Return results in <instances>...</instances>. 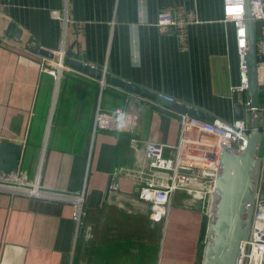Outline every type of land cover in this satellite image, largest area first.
Masks as SVG:
<instances>
[{"label": "crops", "instance_id": "crops-1", "mask_svg": "<svg viewBox=\"0 0 264 264\" xmlns=\"http://www.w3.org/2000/svg\"><path fill=\"white\" fill-rule=\"evenodd\" d=\"M175 5L195 10L201 20L189 26L186 49L174 32L156 26L159 12ZM66 8L70 20L85 24L81 35L72 22L65 28L52 15ZM262 27L258 22L259 39ZM63 44L111 85L101 89L97 79L70 68L58 84L42 70L40 48ZM239 63L235 25L224 20L223 0H0V141L23 146L18 182L32 187L0 188V264H73L77 252L80 264H124L134 244H143L137 233L160 243L159 264H196L202 206L184 204L177 191L167 217L155 221L150 203L138 197L152 176L140 147L149 140L177 145L179 120L111 79L194 102L213 120L233 121ZM99 104L137 114L134 131L93 134ZM260 125L264 157V111ZM81 192L85 229H77L74 219V195ZM89 227L91 242L76 251L79 234L88 240Z\"/></svg>", "mask_w": 264, "mask_h": 264}, {"label": "built area", "instance_id": "built-area-1", "mask_svg": "<svg viewBox=\"0 0 264 264\" xmlns=\"http://www.w3.org/2000/svg\"><path fill=\"white\" fill-rule=\"evenodd\" d=\"M223 4L224 20L231 21L235 25L241 81L238 85L233 86V90L243 95L242 98H239V101L243 104L244 117L229 122L218 119L209 121L193 116L188 112L175 109L158 100H152V108L171 113L180 123V135L177 145L171 146L162 142L149 140L144 142L143 147H140L141 152L148 161L152 176L147 178L139 187L138 197L150 203L151 216L155 221H161L167 217L172 200L176 192L180 190H185L191 196L184 199L189 205H196L197 200H203V208H208L211 218L216 178L219 171L217 155H219L222 146L225 144L234 149H243L250 135L251 111L253 107L247 98V51L244 45L245 42L247 44V29L244 16V0H223ZM252 6L254 17L257 22L263 23L262 28L264 30V0H252ZM52 15L61 19L65 28L72 22L77 36L81 35L85 28V24L82 21L70 20L68 8L65 9L63 14L59 13V11H52ZM199 22L201 20L195 10H187L183 6L175 5L172 9H164L159 12L156 26L162 33L170 34L174 32L178 36L180 45L186 49L188 45V28L190 25ZM1 40L5 44L11 43L4 37ZM77 48L80 52L79 55L82 54L79 40ZM46 49L51 51L54 56L49 57L44 55L41 66L42 70L52 73L58 84H60L62 76L69 68L82 72L65 63L68 57L65 44L59 50ZM258 55L262 90L264 88V37L258 38ZM91 67L98 68L92 64ZM95 79L99 82L101 89L111 85L104 75ZM159 95L167 101H175V97L166 93ZM138 97L144 99L142 96ZM258 110L259 112L264 111V106L260 104ZM137 120V114L126 110L122 106H118L113 110H107L99 104L95 111L93 134H96L99 130L132 132L137 124ZM132 144L137 146L138 141L132 138ZM207 154L212 155L208 156ZM206 156L212 157V160L216 161L217 166L204 167L199 164L202 161L201 157ZM0 179L2 178L0 177ZM11 181L18 182V173L11 178ZM111 186L116 187L114 183H111ZM0 188L10 189L1 184ZM74 196H81L80 200L75 198L73 201L75 205L74 219L77 229H79L81 224L84 223L83 218L86 216L83 205L84 193L81 192ZM88 233L89 237H91L92 232L90 227ZM242 256V264H264V164L255 198L250 235L243 249Z\"/></svg>", "mask_w": 264, "mask_h": 264}, {"label": "water", "instance_id": "water-1", "mask_svg": "<svg viewBox=\"0 0 264 264\" xmlns=\"http://www.w3.org/2000/svg\"><path fill=\"white\" fill-rule=\"evenodd\" d=\"M244 5L247 29V98L253 107L251 130L247 144L243 149H234L225 144L219 153V171L201 264H242L243 249L250 235L255 198L263 166V157L260 155L263 130L260 125V112L258 110V106L261 104L258 22L253 14L252 0H244ZM14 25V23L10 24V31ZM40 49L43 55L54 56L48 49ZM65 63L92 77L100 78L102 76L100 69L92 68L90 63L72 58L71 52H68ZM111 83L146 98L158 100L180 111L188 112L193 116L209 121L213 120L214 114L211 111L197 106L194 102L180 100L176 97L174 102L167 101L159 95L165 94L164 92L148 89L143 85L120 77H113ZM235 101L236 116L239 119L243 118L244 108L238 103L237 93H235ZM22 150L21 144L0 141L1 185L31 188V185H22L20 182L11 181V178L18 172ZM7 176L9 180H5Z\"/></svg>", "mask_w": 264, "mask_h": 264}, {"label": "rangeland", "instance_id": "rangeland-1", "mask_svg": "<svg viewBox=\"0 0 264 264\" xmlns=\"http://www.w3.org/2000/svg\"><path fill=\"white\" fill-rule=\"evenodd\" d=\"M208 155V154H207ZM209 156V155H208ZM208 156H206V157H204V158H208ZM203 162H205V161H203ZM203 168V167H202ZM19 170V169H18ZM18 173V172H17ZM178 194H179V196L181 197V198H184V199H187V198H190L191 196L189 195V193H187L185 190H180L179 192H178ZM178 194L176 195V197L175 198H177V196H178ZM174 198V199H175ZM179 198V197H178ZM183 199V200H184ZM179 201H180V199H179ZM203 200H197L196 201V205L197 206H199V205H202V207H201V210H203L202 212L204 213V215H206L207 216V218H208V224H209V221H210V216H209V211H208V208H206V209H204L203 208V202H202ZM180 204H182V205H184V204H186V205H188V203H187V201L185 202V200H184V204H183V201H182V203L181 202H179ZM184 207V206H183ZM88 216V215H87ZM85 219V217L83 218V222L85 221L84 220ZM84 223H82L81 224V226H80V228H82V229H85L86 228V226L85 225H83ZM80 234H79V236H78V240H77V247H76V251H79V245L80 244H82V243H90L91 242V238H92V236L91 237H88L89 236V233H86V237H87V239L89 240H84V242L80 239ZM145 235L144 234H139V233H137L136 234V237L140 240V242H142L143 244H139V243H135L134 244V246H136L135 248H136V250H135V252L134 253H132L131 254V257L130 258H128L127 260H126V262L124 263V264H159V262H160V260H161V257L159 256V242H157L156 243V241L155 240H153V236L151 237V239L150 240H147L146 238L148 237V236H146V238H143ZM82 238H83V236H82ZM144 239H146L145 240V242H144ZM204 242H206V238L204 239ZM144 243H146V244H150V246H147V247H145L144 246ZM78 255H79V253L77 252V254H76V256H75V258L73 259V264H80V260H79V258H78ZM202 252H199V257H198V260H200V264H201V261H202ZM94 262V261H93ZM85 264H89V263H85Z\"/></svg>", "mask_w": 264, "mask_h": 264}, {"label": "trees", "instance_id": "trees-1", "mask_svg": "<svg viewBox=\"0 0 264 264\" xmlns=\"http://www.w3.org/2000/svg\"><path fill=\"white\" fill-rule=\"evenodd\" d=\"M260 100H261V104H264V88L260 91ZM207 227H208V218L206 215H204L202 229H201V235H200V243H199V252H202V256H203V250L205 248L204 239L206 238V235H207ZM198 257H199V255H198ZM201 263H202V261H201ZM196 264H200V260L197 259Z\"/></svg>", "mask_w": 264, "mask_h": 264}, {"label": "bare ground", "instance_id": "bare-ground-1", "mask_svg": "<svg viewBox=\"0 0 264 264\" xmlns=\"http://www.w3.org/2000/svg\"><path fill=\"white\" fill-rule=\"evenodd\" d=\"M245 46L247 45L246 42L244 44ZM212 143H215V142H212ZM204 151V150H203ZM209 156H211L212 154H208ZM202 158V161L199 162V164H201L202 166L204 167H216L217 166V163L215 160H212V157H208V158H204V157H201ZM217 160L219 161V155H217ZM205 161V162H203ZM11 175V174H10ZM9 175V176H10ZM13 175V174H12ZM9 177H5V180H7ZM9 180V179H8ZM32 188V187H31ZM77 200H80L81 196H76L75 197Z\"/></svg>", "mask_w": 264, "mask_h": 264}]
</instances>
